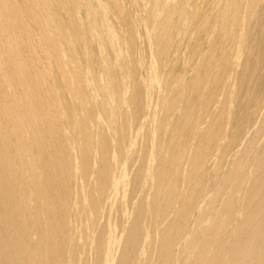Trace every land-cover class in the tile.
Instances as JSON below:
<instances>
[{
    "label": "bare ground",
    "instance_id": "6f19581e",
    "mask_svg": "<svg viewBox=\"0 0 264 264\" xmlns=\"http://www.w3.org/2000/svg\"><path fill=\"white\" fill-rule=\"evenodd\" d=\"M0 264H264V0H0Z\"/></svg>",
    "mask_w": 264,
    "mask_h": 264
}]
</instances>
